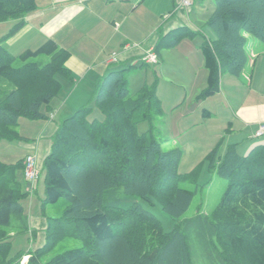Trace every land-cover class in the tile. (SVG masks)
Here are the masks:
<instances>
[{"label":"trees","instance_id":"trees-1","mask_svg":"<svg viewBox=\"0 0 264 264\" xmlns=\"http://www.w3.org/2000/svg\"><path fill=\"white\" fill-rule=\"evenodd\" d=\"M37 1L0 0V23L16 21L0 37V141L27 143L17 130L19 119H52V101L61 88L57 76L72 80L65 66L70 54L52 39L18 56L2 46L24 26ZM212 1L206 25L215 38L203 36L199 46L207 72L201 99L219 92L222 74H241L248 58L245 34L264 44V0ZM199 34L179 28L177 39L167 42L161 36L154 53ZM40 57L48 60L37 61ZM130 70L111 71L99 81L93 106L101 119H90L93 109L85 104L66 109L56 122L49 152L37 168L43 173L42 207L60 200L65 207L60 217H45L44 244L31 252L11 253L12 232L29 234L30 239L37 234L28 227L23 202L29 194L17 176L20 171L24 178L27 156L13 163L0 160V264H20L24 257L26 264H264V144L243 156L235 145L223 155L217 147L209 152L203 161L226 187L209 215L183 218L199 187L198 167L178 172L181 149H162L153 124L163 113L157 81L130 96ZM145 122L149 128L138 133V125ZM154 203L175 221L170 232L142 205ZM69 237L80 240L82 247L45 259Z\"/></svg>","mask_w":264,"mask_h":264},{"label":"rangeland","instance_id":"rangeland-1","mask_svg":"<svg viewBox=\"0 0 264 264\" xmlns=\"http://www.w3.org/2000/svg\"><path fill=\"white\" fill-rule=\"evenodd\" d=\"M195 1V6L193 8L194 10L196 9L199 16H201V18L195 19V28L197 27L196 30L198 29L197 31L200 34L193 37H183L179 39V42L174 47L165 49L161 48L159 50V55L162 52H168L170 54L169 56H166L164 60L169 67H173L175 74L170 73V69L167 65L161 72L160 60L157 66L152 65L145 68H132L126 74L130 96L135 94L144 85H150L156 80L157 88L159 85L158 94L165 105L167 104V100L169 101V105H171L175 98L180 99V106L169 109L167 115L161 105L163 113L161 116L154 119L153 124L159 132L162 149H170L173 147L181 149L182 157L178 165V172L180 174L188 173L198 167L196 183L199 187L196 195L193 197L190 207L183 215V218L192 217L197 213L209 215L221 199L226 187V181L212 173L208 168V163L203 160L205 156L216 147L218 148V155H223L225 153L227 149L226 144L228 133L229 131H233V127L236 125L235 121L226 118L227 115L230 117V109L236 104L249 99L264 100V44L257 41L251 35H247L246 37L245 50L247 54L250 53L251 49H253L252 51L256 53L251 60H254L255 62L254 67H251L248 61L244 71L238 77L224 73L220 78L219 92L204 99L198 97L199 93L203 90L198 89L202 80L206 76V70L202 61L203 58L199 50V42L200 38L203 39V36L204 38L211 40L215 38L212 31L206 25L212 11L211 9H213L211 6H214V2L212 0L203 1L202 12L198 9L202 1ZM15 22L16 21L11 20L0 23V37L9 34ZM177 37L178 36L176 34L167 42L177 39ZM179 43L183 45L175 48ZM252 45L254 48H252ZM2 46L14 56H18L21 52H23V49L30 48L24 47L23 43L11 45L6 40L3 41ZM37 47L38 46H31V49L34 50ZM173 48H175L174 51H171ZM176 50H180L182 53L179 55V58H175L177 61L174 65H172V58L178 56ZM188 53H191V56H189ZM38 60L46 62L48 58L40 57L37 61ZM18 64V61H16L15 65ZM161 73H163V75ZM250 78L252 79L251 90L248 86V80ZM57 79L61 83V88L55 99L52 101L53 105L59 104L58 100H63V102L68 101L71 103V99L83 95L86 97V100L83 103L90 104V107L93 109L90 119H101L99 112L95 110L93 106V94H90L93 89L92 85L83 81L77 84L76 87H68L67 85H63L68 84V81L60 76H57ZM203 109H206L205 111L211 112L213 115L210 118H203ZM169 115L170 119L172 118V122L174 124L173 127L167 123ZM58 118L59 117L56 118L55 122L58 121ZM41 122L42 120L31 121L20 118L17 130L19 134L28 141H31V139L36 140L41 131ZM229 122L234 124V126H230ZM165 123H167V126ZM148 128L149 125L145 122L138 125L137 131L138 133H143ZM170 130H172V135L170 134ZM177 130H181V132ZM234 130H236L235 127ZM254 134L255 132L249 140H246L250 144L247 149L243 147V141L239 144V147L235 146L236 151L240 155H246L253 147L264 144V135L261 137H255ZM23 144L27 143H25V141H0V160L5 163H13L20 158L28 156L29 154H26L28 153V150L23 146ZM17 176L24 183L26 182L20 171L17 173ZM180 186L191 191L195 189V186L190 184H181ZM36 191L37 192L33 194L34 204L32 213L34 215L41 214L50 218L60 217L62 210L65 207L63 200H60L52 205H46L43 207L44 210H41L42 199L44 196L43 173L39 176ZM25 204L27 205L26 201ZM142 205L158 218L164 232H170L173 229L175 221L164 213L158 204L154 203L153 206H149L147 204ZM11 234L13 235L11 249L12 255L18 251H32V240L30 239L29 234L17 235L14 232ZM82 245L83 243L78 239L71 237L64 238L55 245L53 250L50 251L45 259L58 255L69 249L80 248ZM26 261L27 258L24 257L20 264H26Z\"/></svg>","mask_w":264,"mask_h":264},{"label":"crops","instance_id":"crops-1","mask_svg":"<svg viewBox=\"0 0 264 264\" xmlns=\"http://www.w3.org/2000/svg\"><path fill=\"white\" fill-rule=\"evenodd\" d=\"M183 1L124 0L109 4L104 3L102 0H80L77 2L38 0L36 10L24 18V26L6 41L11 45L23 43L24 47H30L29 50H32L31 46L39 47L46 40L52 39L59 48L68 51L70 54L65 66L70 71L72 80L63 85L76 87L80 82L86 81L93 86L90 93L93 94L99 81L111 71H119L129 67L131 69L137 68L141 64H144L143 68L152 66L145 64L142 58L147 53L154 52V47L161 36H166L165 41H167L177 34V29L182 27L198 32L197 27L195 28V19L201 18V16L193 8L196 1L187 0L190 4L188 7L183 6ZM202 3L204 2H201L198 9L203 12ZM211 8L214 9V6H211ZM213 9H211V13ZM244 36L246 38L247 34ZM202 41L203 39L200 38L199 46ZM180 45L183 44L179 43L175 48ZM175 48L171 51H174ZM252 48H254L253 45ZM24 50H27V48L22 51ZM252 50L247 54V62L249 61V65L254 67L255 62L251 60L256 53ZM176 51L178 56L172 58V65L177 61L175 58H179L182 53L180 50ZM169 55L168 52L157 54L158 63L159 60L161 61V72L167 65L164 58ZM188 55L191 56V53H188ZM158 63L153 66H157ZM168 68L171 74H175L172 66H168ZM161 74L163 75V73ZM206 78L207 72L205 78L201 79L202 83L198 90L204 89V86L206 87ZM251 80V78L248 80L250 90ZM158 89L159 85L156 94L166 115L169 109L180 106L179 98H175L171 105L167 100L165 105L158 94ZM85 100L86 97L83 95L71 99V103L58 100L59 104L53 105V111L50 113V116H53L52 119L50 117L48 120H42L41 131L37 139H31V141H26L27 144H23L28 150L26 154L34 157L39 168L49 152L51 136L56 129V118L60 117L66 109L75 110L80 104L79 107H81L85 104L83 103ZM230 112V117L227 115L226 118L236 122L235 126L229 122L230 126H234L236 130L233 127V131H229L226 145L227 147L230 145L239 147V144L243 141V147L247 149L250 144L246 140L251 138L259 124L264 123V100L249 99L236 104L230 109ZM212 115L209 112V115H203V118H210ZM167 123L172 127L174 126L170 115ZM167 123H165L166 126ZM177 131L181 132V130ZM170 134L172 135V130H170ZM39 176L38 173L36 190ZM24 189L27 193L30 190L26 182L24 183ZM36 190L28 193L27 205L25 201L23 202L28 227L30 231L37 232L36 237L31 239L32 251L44 244L45 229L47 227L46 216L32 213L33 194L37 192ZM41 210H44L43 207Z\"/></svg>","mask_w":264,"mask_h":264},{"label":"built area","instance_id":"built-area-1","mask_svg":"<svg viewBox=\"0 0 264 264\" xmlns=\"http://www.w3.org/2000/svg\"><path fill=\"white\" fill-rule=\"evenodd\" d=\"M66 2H77L80 0H64ZM104 3H118L124 0H102ZM183 6L188 7L189 1L184 0L182 2ZM143 62L148 65H156L158 63L157 55L154 52L147 53L142 58ZM255 137H261L264 135V123L259 124L258 128L255 131ZM24 178L25 181L30 185V189L34 186L36 180L38 179V168L36 161L33 156H27L24 160ZM28 193H31L29 190Z\"/></svg>","mask_w":264,"mask_h":264}]
</instances>
